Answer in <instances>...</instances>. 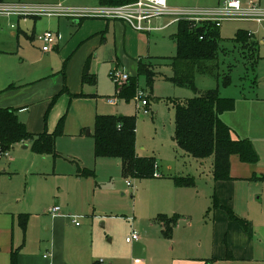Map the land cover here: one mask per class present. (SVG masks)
Listing matches in <instances>:
<instances>
[{"label": "rangeland", "instance_id": "rangeland-1", "mask_svg": "<svg viewBox=\"0 0 264 264\" xmlns=\"http://www.w3.org/2000/svg\"><path fill=\"white\" fill-rule=\"evenodd\" d=\"M5 1L31 6L61 4L68 9L85 10L98 5L99 0ZM241 1L246 7L247 0ZM167 4L170 9L191 17H202L196 12L215 10L222 5L221 0H167ZM259 6L264 10V0H260ZM60 19L21 18V29L28 23L30 27H25L28 31L20 32L19 37H12L9 28L0 30V82L3 86L9 84L8 77L17 74L16 66L23 57L21 53L26 55L38 50L39 46L26 35H31L34 30L39 35L48 30L56 31ZM165 21L171 20L161 18L153 22ZM238 30H247L253 41L259 42L257 52L262 58L259 65L253 63L246 49L243 51L235 43ZM176 31L177 23L161 34L159 39L165 41H155L153 37L141 34L145 42L142 58L167 60L160 70L163 74L152 88L144 76L138 78V90L149 96V116L137 110L135 99L129 102L118 99L113 105L108 102L111 97L98 99L102 113L136 117V149L144 156L156 159L159 168L156 167L155 172L161 178L145 179L124 173L120 159H95L92 137L88 139L91 142L89 150L66 144L63 151H80L81 157L76 155V158L94 171L90 176H79L76 165L57 156L35 153L32 145L28 150L16 147L0 156V225L10 224L14 229V249H20L17 264H136L135 260H139V264H178L182 259L196 264L203 259L212 260L215 246L225 244L224 224L216 218V212L222 209L211 160L202 165L185 155L174 141L176 102L196 96L192 89L175 87L167 79L172 76L168 60L176 55L171 39ZM219 32L220 76L198 75L196 87L201 92L218 89L226 98L252 95V87L259 78L256 76L263 75L264 45L260 42L264 40V23L225 20ZM10 68L13 72L8 75ZM101 75L104 95L114 94L117 84L111 80L109 72L104 69ZM225 75L231 80L228 86L224 85ZM94 104H87L84 112L93 109L95 113L98 103ZM171 173L172 176H168ZM175 178L192 179L193 185L179 186ZM129 181L133 187L127 185ZM56 201L62 215L78 218L80 227L65 217L59 220L52 217L49 211ZM225 214L229 215L228 212ZM160 215L179 216V225L171 236L164 234L158 221ZM133 232H137L141 240L128 244L126 239ZM48 253L50 260L45 261L43 255ZM0 264H12V255L1 253Z\"/></svg>", "mask_w": 264, "mask_h": 264}, {"label": "crops", "instance_id": "crops-1", "mask_svg": "<svg viewBox=\"0 0 264 264\" xmlns=\"http://www.w3.org/2000/svg\"><path fill=\"white\" fill-rule=\"evenodd\" d=\"M227 1L221 0L222 5L219 6L223 7ZM3 3H7V1L3 0ZM100 6L105 5H101L99 0L98 5L87 9ZM58 18L62 19L59 20L56 31L51 30L58 36V43L52 51H43V44L37 39L39 33L35 30L31 35H26L28 40L39 46L38 50L27 52L26 55L21 53L23 57L20 59L19 65L16 66L17 74L8 77L13 72V69L10 68L7 75L9 84L3 86L0 82V109L16 110L18 120L25 125L28 133L33 136L55 133L60 121L65 118L63 134L56 141L57 157L76 165L79 170V176H81L80 171L83 169L94 171L85 166L81 159L76 158V155L81 157L80 151L64 153L63 151L66 150L65 145L70 144V147H81L89 150L91 142L88 139L92 137L95 154L94 134L97 117L118 116L99 111L100 101L98 99L104 96L111 97L108 100L109 103L112 99L116 103L118 99L129 102L119 96L118 86H115L114 94L104 95L101 90L102 71L106 69L110 74V78L114 70H120L129 74L130 78H133L138 74L137 64L142 59L154 66L157 73L156 81L163 74L160 70L167 60L165 58L160 60L142 58L145 54V42L141 34H147L149 38L153 37V40L159 41L161 40L159 39L161 34L173 24L166 27L169 23L168 21L153 22L152 26L155 30L138 32L120 20ZM20 19L21 17H5L1 19L0 30L3 31L5 28H9L12 37H19L20 32L28 31L26 29L30 27L28 23L21 29ZM1 21L5 22V24H2ZM211 23L215 24L214 22ZM15 24L18 25L17 29L12 28ZM239 31L250 34L247 30ZM174 35L171 36V39L177 54V43L173 38ZM253 39L252 37V46L246 50L253 63L256 64L258 62L259 65L262 59L257 52L259 42L253 41ZM148 43L150 45V40ZM235 43L237 42L235 41ZM260 44L264 45V40ZM239 45L244 51L245 49L242 45ZM175 56L168 60L170 68L172 59ZM87 63H89V70L88 79L85 82L83 76ZM22 66H25V68L22 69ZM262 72V76L260 73L256 76V78L258 76L259 78H257V83L252 87L253 94L230 98L236 101L235 109L221 116L222 121L232 130L234 139H246L252 142L260 160L256 164H247L243 163L238 155H232L230 158L231 179L228 181H215L217 183V197L222 209V211L216 212V218L224 224L223 238L225 237L226 242L223 245L218 243L212 254V260L203 259L204 261L201 262L203 264H264V66ZM171 77H173V70ZM220 95L223 97L222 94ZM147 100L149 103V96ZM135 102L137 110L142 112L140 103L136 99ZM94 103H98L97 107H95V113L93 109L84 112L83 109L87 107V104L95 105ZM226 117L229 118V121ZM31 145L32 141H26L14 145L13 148L21 147L23 150H28ZM136 154L140 159L151 158L144 156L137 149ZM185 155L189 156L186 153ZM99 158L95 155V159ZM209 160H211L213 170L212 158L197 161L205 166ZM155 166L158 167L157 164ZM169 171L172 172V169L169 168ZM170 175L172 176V173L168 174V176ZM154 178L161 177H155L154 174ZM55 206H59L57 201ZM225 210L232 211L242 223L232 221L228 214L226 216L225 213L227 212ZM61 212L62 210L60 209V212L54 215L52 209L49 211L55 220H59L62 217L73 220L74 216L62 215ZM177 226L173 231L177 230ZM161 228L163 230L162 225ZM54 232L56 231L54 230ZM14 234V229L10 224L0 225V254L12 255L14 250H20L14 249ZM228 252L233 256L231 260L226 259ZM50 257V253L43 255L45 261H49ZM178 261V264H190V262H184L183 259ZM135 263L139 264L140 261L135 260Z\"/></svg>", "mask_w": 264, "mask_h": 264}, {"label": "trees", "instance_id": "trees-1", "mask_svg": "<svg viewBox=\"0 0 264 264\" xmlns=\"http://www.w3.org/2000/svg\"><path fill=\"white\" fill-rule=\"evenodd\" d=\"M137 0H100L101 5L121 6ZM3 3V0H0ZM216 24L211 22L197 23L182 20L177 23V32L173 36L177 43V54L172 59L173 77L168 78L179 88L192 89L196 96L185 102H176V134L175 142L181 150L197 160L213 159V175L216 182L228 181L230 177V158L238 155L243 163L256 164L260 158L251 141L234 139L232 130L224 123L221 116L233 111L236 101L221 97L218 89L199 91L196 87L198 75H217L219 70L220 32ZM252 36L239 31L235 41L244 49H249ZM257 58V57H256ZM138 74L123 86H118L121 98L130 101L137 95L138 78L144 76L150 88L153 87L157 73L149 62L138 61ZM89 63H87L83 79L87 82ZM231 83L225 76L224 85ZM63 118L55 133H44L33 136L28 133L23 123L18 120L16 110L0 109V152L10 151L14 145L32 141L33 150L39 155L57 156L56 141L64 131ZM136 117L132 116H98L95 124V155L99 157L119 158L123 163L124 173H132L138 178H154L156 160L140 159L136 154ZM1 175V174H0ZM80 175L90 176L94 172L85 169ZM179 186H192V179L175 178ZM232 221H240L232 211L227 210ZM164 234L171 236L179 216H158ZM18 252H12V264H17ZM228 252L226 259L231 260ZM99 264V263H94Z\"/></svg>", "mask_w": 264, "mask_h": 264}, {"label": "built area", "instance_id": "built-area-1", "mask_svg": "<svg viewBox=\"0 0 264 264\" xmlns=\"http://www.w3.org/2000/svg\"><path fill=\"white\" fill-rule=\"evenodd\" d=\"M260 0H247V6L243 5L241 0H228L225 5L216 10L200 11L198 15L202 17H191L185 15L178 10L170 9L167 0H137L134 3L121 5V6H100L93 9L85 10H72L68 9L61 4L54 5H25L21 3H0V20L5 17H74V18H98L106 20H120L128 24L131 28L138 32H151L155 30L152 26L153 21L161 18H168L171 21L166 27L178 23L182 20L202 22H214L217 27L222 25L225 20H255L257 22L264 21V10L260 9ZM15 28V26H12ZM43 44V51L50 52L58 43L57 34L48 31L37 37ZM111 79L117 86L125 85L129 80V74L120 70H114L111 73ZM147 95L144 91L138 90L135 97L141 105L140 110L144 115H149ZM111 104H115L114 99L110 100ZM0 152V156H4ZM155 177H160L155 173ZM129 187L133 184L127 182ZM60 207L55 206L52 213L58 214ZM73 223L80 226L78 218L73 217ZM141 240L137 232H133L126 241L128 244H133Z\"/></svg>", "mask_w": 264, "mask_h": 264}, {"label": "water", "instance_id": "water-1", "mask_svg": "<svg viewBox=\"0 0 264 264\" xmlns=\"http://www.w3.org/2000/svg\"><path fill=\"white\" fill-rule=\"evenodd\" d=\"M57 204V203H56Z\"/></svg>", "mask_w": 264, "mask_h": 264}]
</instances>
